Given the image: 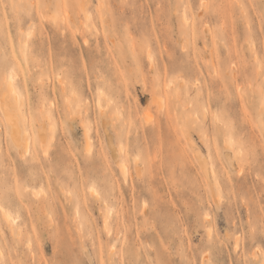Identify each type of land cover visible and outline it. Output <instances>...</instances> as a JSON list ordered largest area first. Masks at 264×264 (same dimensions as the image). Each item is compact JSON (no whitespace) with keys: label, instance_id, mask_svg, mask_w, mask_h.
<instances>
[{"label":"rangeland","instance_id":"1","mask_svg":"<svg viewBox=\"0 0 264 264\" xmlns=\"http://www.w3.org/2000/svg\"><path fill=\"white\" fill-rule=\"evenodd\" d=\"M1 96L0 264H130L107 185L139 264H264V0H0Z\"/></svg>","mask_w":264,"mask_h":264},{"label":"bare ground","instance_id":"2","mask_svg":"<svg viewBox=\"0 0 264 264\" xmlns=\"http://www.w3.org/2000/svg\"><path fill=\"white\" fill-rule=\"evenodd\" d=\"M219 17V16H218ZM12 71L10 70V73H11ZM9 73V72H8ZM12 76H13V72H12V74H11ZM14 77V76H13ZM12 77H10V75H9V80L7 81V83H6V87L9 89V90H12V92L11 93H13V91H14V87H13V85H12V81H10V79H11ZM14 79V78H13ZM14 81V80H13ZM15 94V93H14ZM13 95V94H12ZM10 96V95H9ZM4 97L6 98V96H1V103H2V110L4 109V115L5 116H8V117H10L11 116V114H9L6 110H5V103H7V102H5V99H4ZM13 97L15 98V96L13 95ZM19 98V97H18ZM9 99V98H8ZM9 102V101H8ZM15 101H13V103L12 104H14V106H16V107H18L17 105H15V104H17V102L16 103H14ZM14 108V107H13ZM20 108V107H19ZM18 108V109H19ZM12 111V110H11ZM13 111H15V110H13ZM12 111V112H13ZM3 112V111H2ZM13 115V114H12ZM14 115H16V114H14ZM13 117V116H12ZM16 117V116H15ZM7 118V117H6ZM11 118V117H10ZM9 119V118H8ZM8 119H6V120H8ZM18 119H12V122H11V124L9 123L8 125H10L9 127H11V129L13 130V132H14V134H15V136L17 137V146H18V144H19V147L21 146L22 148H24L25 150L26 149H28V147H29V139H28V137H27V132H26V130H23L19 125H18ZM8 123V122H7ZM10 132H11V130H10ZM43 132V131H42ZM41 132V133H42ZM152 132V131H151ZM155 132H157V130L155 131ZM40 133V132H39ZM41 135V134H40ZM126 136H127V132H126V134H125ZM152 135H154L153 133H152ZM151 135V136H152ZM154 137V136H153ZM152 137V138H153ZM146 139V138H145ZM158 139V138H157ZM16 140V139H15ZM136 140V139H135ZM13 143H14V141H13ZM15 144V143H14ZM120 150V149H119ZM124 150V149H123ZM170 151V150H169ZM125 155V154H124ZM122 169V168H121ZM125 169V168H124ZM203 169H205L204 167H203ZM211 169V168H210ZM210 171V170H209ZM213 173V172H212ZM147 179V178H146ZM6 181V180H5ZM1 182V181H0ZM1 185V184H0ZM108 187H110V188H108ZM107 188H108V192H110V203H111V212H110V223L108 224V220H104V222H103V224H104V228H103V230L105 229L106 230V235H109L108 237V239H110L109 240V242L110 243H107V244H110L109 246H107L108 247V249H110V259H112L113 260V262H114V260H115V257H116V254H117V252H118V250H120V251H122L123 252V249L126 251V258H127V260H128V262L130 263V264H139V258L137 257L138 256V252H136L135 250H134V248H133V246L131 245V242H130V240H127V238H126V236H125V234H124V228H123V224L121 225L120 224V221H119V218H118V216H119V214H120V212L118 211V213H117V207H116V199H117V193L114 191V186H112V185H110V186H108L107 185ZM105 191V190H104ZM151 191V190H150ZM149 191V192H150ZM1 193V192H0ZM106 193H107V191H106ZM118 194H119V192H118ZM105 199V198H104ZM114 199V200H113ZM117 201H119V200H117ZM39 203V202H38ZM4 204V203H3ZM118 204V203H117ZM108 205V204H107ZM119 208V207H118ZM119 210V209H118ZM121 210V209H120ZM4 211V210H3ZM149 211H150V213H151V217H152V219L153 220H156L155 218H157L156 216H157V214L160 212V205H159V203H158V201H156L155 199L151 202V205L149 206ZM143 212V211H142ZM81 213V215H82V212H80ZM144 213H147V211L145 212V210H144ZM118 214V215H117ZM143 214V213H142ZM159 215V214H158ZM105 217H107V215H105ZM119 217H121V216H119ZM159 217V216H158ZM2 218H3V220H4V222H5V225H6V228L8 229V232H9V235L10 236H12V235H18V234H20L19 232H17L16 231V228L14 229L13 227H12V224H13V221H14V218L13 217H11V215H10V213L8 212H2ZM109 218V217H108ZM122 220V219H121ZM51 221V220H50ZM12 223V224H11ZM121 223H122V221H121ZM55 228V227H54ZM136 229H139L137 232H139V233H141V229H140V226L139 227H137ZM56 230V229H55ZM32 232L34 233L35 231H34V229L32 230ZM67 232V231H66ZM136 232V231H135ZM105 233V232H104ZM3 235V234H2ZM1 234H0V237L2 236ZM137 235V234H136ZM32 237H33V234H32ZM128 237V236H127ZM36 238V237H35ZM106 238H107V236H106ZM136 238V237H135ZM137 238H138V236H137ZM2 240V239H1ZM33 240H34V238H33ZM32 240V242H34ZM3 241V240H2ZM30 241V240H29ZM37 241V240H36ZM36 241H35V244H36ZM108 240H106V242H107ZM140 241V240H139ZM1 242V241H0ZM4 242V241H3ZM31 243V242H30ZM32 244H34V243H32ZM34 244V245H35ZM38 244V243H37ZM106 244V245H107ZM138 246V245H137ZM2 246H0V255L1 256H4V255H2V251L4 250V249H2L1 248ZM110 247V248H109ZM118 247H120L118 250H117V248ZM5 248V247H4ZM34 248H36L35 246H34ZM33 249V248H32ZM35 250V249H34ZM40 250V249H39ZM35 252V251H34ZM31 253V252H30ZM36 253V252H35ZM39 253H40V251H39ZM6 254H7V256L5 257L6 258V264H10V259H9V256H8V253H7V251H6ZM122 253H120V255H121ZM33 255H34V253H33ZM205 255V254H204ZM0 256V257H1ZM122 256V255H121ZM120 256V257H121ZM32 257V256H31ZM99 257V256H98ZM33 259H34V262H33V260H32V262H33V264H42V257H41V255L40 254H38L37 256H35V257H33ZM120 259V258H119ZM121 260H123V259H121ZM118 261V260H117ZM99 262H101L100 261V259H99ZM52 264H55V263H53L52 262ZM58 264H60V263H58ZM100 264V263H99ZM113 264V263H112Z\"/></svg>","mask_w":264,"mask_h":264}]
</instances>
